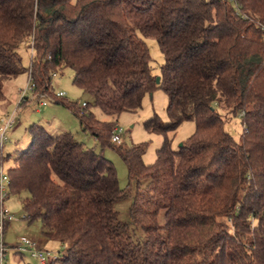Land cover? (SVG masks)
Listing matches in <instances>:
<instances>
[{"label":"trees","instance_id":"1","mask_svg":"<svg viewBox=\"0 0 264 264\" xmlns=\"http://www.w3.org/2000/svg\"><path fill=\"white\" fill-rule=\"evenodd\" d=\"M262 24L264 0H0V103L5 82L27 72L31 92L69 109L117 152L135 188L129 221L120 220L113 204L128 189L112 161L70 131L31 124L28 145L6 169L5 198L22 194L23 219L38 220L47 242L62 246L46 264H264ZM146 37L163 55L156 74ZM22 45L31 48L28 67ZM64 68L90 101L54 91ZM156 88L167 95L168 121L153 114L143 123L164 135L147 164L146 143L111 134L119 115L139 110ZM237 114L236 139L225 122ZM187 120L194 132L173 147L166 133ZM12 221H3L5 234ZM13 240L4 264L8 253L24 254Z\"/></svg>","mask_w":264,"mask_h":264},{"label":"rangeland","instance_id":"2","mask_svg":"<svg viewBox=\"0 0 264 264\" xmlns=\"http://www.w3.org/2000/svg\"><path fill=\"white\" fill-rule=\"evenodd\" d=\"M150 55V66L154 74L159 72L160 65L163 63V55L157 44V41L152 37L145 38ZM22 62L25 67H28L30 61L31 48L28 49L25 45L20 47ZM73 71L70 68H64L58 72L52 79L54 91H63L68 101L76 102L81 105L84 101H90L91 96L84 93L77 85L73 83ZM28 73H21L14 79L6 81L3 87L4 100L0 103V115L12 112L17 108L15 116V126L9 133L8 140L4 144L2 153L4 156L10 154L12 157L3 160V168L6 170L13 163V156L17 150L24 149L30 141V132L28 127L31 124L43 126L51 135H55L61 131H70L74 137L82 141L85 146L94 151L101 152L103 156L112 161L118 179V185L121 189H128V196L114 202L113 209L117 212L120 220L129 221V206L134 193V186H128V174L124 161L117 152L108 147L102 146L89 133L82 130L78 119L73 113L63 105L51 102L48 95H38L31 90H26L28 82ZM25 89L26 96L22 99V103L18 105V99L21 92ZM168 98L161 88L154 89L151 93H146L142 99V105L136 112H122L117 121L118 128L121 129L120 141L124 144L130 143H146V150L143 154L145 163H152L156 157V149L163 141L162 133L148 132L144 128V121L156 114L162 121H168L166 112ZM92 111L98 118L105 116L100 113L97 108L92 107ZM217 110H221L217 107ZM195 129V124L191 120L183 121L174 131L167 132L166 136L170 139L173 147L178 146L183 140L189 137ZM225 129L234 138H238L242 131L240 115L229 117L225 122ZM128 186V187H127ZM23 195L13 194L4 198L3 208L12 214L15 218L12 221L8 232L9 240L19 237H28L32 240L43 242V237L40 233V222L33 221L28 223L23 219V211L21 208V197ZM158 221L162 223V214L159 215ZM138 232V230H136ZM45 252L49 253L50 258L55 257L58 252H62L63 248L57 242L49 241L44 243ZM48 256V257H49ZM14 256L8 253V264H40L39 260L31 256L28 252H24L22 257L13 259ZM19 257V256H18Z\"/></svg>","mask_w":264,"mask_h":264},{"label":"built area","instance_id":"3","mask_svg":"<svg viewBox=\"0 0 264 264\" xmlns=\"http://www.w3.org/2000/svg\"><path fill=\"white\" fill-rule=\"evenodd\" d=\"M261 28L264 29V24L261 25ZM26 90H32L31 79L28 77V82L25 87ZM25 89L21 92L20 97L18 99V105L22 99L26 96ZM63 93L58 92L57 95L61 96ZM17 113V108H15L12 112L4 113L0 115V264L3 263V259L5 257V253L8 249V246L5 244L8 241L6 234L3 232V221H12L14 220V216L9 214L3 208V200L7 194V185H8V176L6 174V170H4L3 158L4 155L2 150L4 148L5 142L8 140L9 133L15 126V116ZM120 133L121 129L116 126L111 134V140L115 142L120 141ZM12 248L15 251L20 253L28 252L31 256L37 258L40 264H46L48 260L49 253L45 252L42 247L35 241L28 237H19L14 239L11 244Z\"/></svg>","mask_w":264,"mask_h":264},{"label":"crops","instance_id":"4","mask_svg":"<svg viewBox=\"0 0 264 264\" xmlns=\"http://www.w3.org/2000/svg\"><path fill=\"white\" fill-rule=\"evenodd\" d=\"M14 221V220H13ZM11 223L12 222H10L9 223V226H8V228H7V233H6V236L9 238V235H8V232H9V230H10V226H11ZM43 237V236H42ZM10 239V238H9ZM43 242L42 243H40L38 240H36V242L41 246V247H43L44 248V243H47V240L43 237Z\"/></svg>","mask_w":264,"mask_h":264},{"label":"water","instance_id":"5","mask_svg":"<svg viewBox=\"0 0 264 264\" xmlns=\"http://www.w3.org/2000/svg\"><path fill=\"white\" fill-rule=\"evenodd\" d=\"M156 82H159V76H156ZM179 145H181V143Z\"/></svg>","mask_w":264,"mask_h":264}]
</instances>
